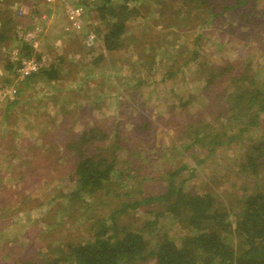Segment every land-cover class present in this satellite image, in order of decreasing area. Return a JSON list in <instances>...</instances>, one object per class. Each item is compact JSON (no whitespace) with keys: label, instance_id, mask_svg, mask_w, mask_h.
<instances>
[{"label":"rangeland","instance_id":"374dc122","mask_svg":"<svg viewBox=\"0 0 264 264\" xmlns=\"http://www.w3.org/2000/svg\"><path fill=\"white\" fill-rule=\"evenodd\" d=\"M6 1L0 0V6ZM77 1L14 0L7 5L17 21L15 28L40 24L34 47L45 53L46 64L61 53L69 62L59 81L50 83L43 76L23 80L7 69V61L14 58L11 51H24L23 43L12 38L0 48V261L5 264L21 251L22 237L34 238L40 230L45 239L39 250L49 253L52 245L86 238L96 224L109 222L108 212L126 199L101 202L97 197L95 201L71 195L75 190L71 166L60 147L68 137L77 138L85 121L107 123L112 135V126L122 120L118 153L147 169L145 179H134L131 189H121L134 199L161 193L165 172L178 166L183 169L176 180L184 191L210 189L226 201L264 182V156L258 159L256 173L244 167L247 150H253V143H264V106L258 109L259 98L250 109L235 105L241 94H264V0L233 1V9L220 11L207 22L202 11L200 20L184 16L194 4L181 10L176 0L134 2L135 14L126 20L123 45L110 52L104 50L101 27L89 5L82 29H66L64 3ZM19 3L25 6L22 18L13 16ZM88 31L98 37L91 46L86 43ZM243 65L246 74L239 77ZM218 68L228 74L215 77ZM10 82L15 86H8ZM252 111L258 125H246ZM236 113L243 116L236 118ZM197 125H204L198 128L201 139L192 144ZM212 140L222 144L210 151ZM156 204L122 213V223H141ZM101 217L103 221L93 223ZM160 223L163 230L167 225L173 228L167 217H160ZM159 234L155 228L145 231L151 242ZM37 239L39 234L33 241Z\"/></svg>","mask_w":264,"mask_h":264},{"label":"trees","instance_id":"16d2710c","mask_svg":"<svg viewBox=\"0 0 264 264\" xmlns=\"http://www.w3.org/2000/svg\"><path fill=\"white\" fill-rule=\"evenodd\" d=\"M13 1L8 0L0 6V48L2 43L15 38L23 43V49L26 51L17 53L16 57L7 61V69L16 71L18 76L17 71L22 64L20 57H33L39 68L22 78L23 80L38 76L47 78L50 83L61 80L68 64L66 62H69L67 54L61 53L53 62L46 64L45 53L41 49L32 46L28 41L18 39L15 30L17 21L12 20V14L7 10V5ZM138 1L140 0H83L84 4L93 9L98 27H101L99 33L101 31L105 52L118 50L123 45V36L127 30L126 20L135 14L131 4ZM176 1L177 8L181 10L183 6L194 4V9L184 16L200 20L201 15H198V12L202 11L207 15L204 19L207 22L220 11L233 9L231 2L239 4L248 0H217L216 6L214 0ZM217 6H220L219 12L214 10ZM15 10L14 8V17ZM180 20L182 21V18ZM244 65L239 70L241 75L237 76L245 77ZM221 74H228V70L221 68L214 76ZM7 85L14 84L10 82ZM244 96L246 97L242 99ZM263 97V91L262 94L260 91H249L237 97L235 105L238 109H250L259 98L262 106L258 109L263 108ZM14 101L15 99H12L10 103ZM76 110V115L82 117L77 106ZM69 112L71 111H66L65 114ZM241 116L243 115L236 113V118ZM191 117L194 118V115ZM248 118L246 125H258L256 111L250 112ZM83 123L77 130V138L68 137L60 147L66 152V160L71 166L70 182H73L75 187L71 195L73 198L87 196L95 201L99 198L101 202L106 198L119 199L126 196V199L118 200L120 207L108 212L109 222L96 224L95 228H92L94 224H89L92 229H89L86 238L81 236V239L74 241L66 239L61 244L52 245L49 253L43 254L39 250L40 243L45 239L40 238V230L34 233V238L39 234L36 242L32 237H22L23 242L19 243L21 251L15 252L14 257H9L6 264H264V182L259 186L254 185L252 190H242L244 192L226 201L210 189L203 193L184 191L182 183L176 180L183 169L178 166L165 172V189L161 193L156 196L142 195L134 199L129 191L122 193L121 189H131L129 184L134 179H145L147 169L140 162L133 164L118 153L117 145L123 142L118 130L122 120L118 119L114 123L112 135L108 132L107 123ZM133 125L135 126L134 123ZM203 126H195L197 130L192 144L201 139L198 136V128ZM220 144L222 142L217 144L212 140L209 144L210 151ZM251 147L253 150L248 149L246 152L247 164L245 161L244 167L251 168V171L256 173L260 164L258 159L264 156V143H253ZM142 169V174L137 175V171ZM152 202H157L155 209L146 211L148 214L141 219V223L131 222V226L122 223V213ZM160 217H167L176 231L168 225L167 230H163ZM101 218L95 219L93 223L103 221V217ZM149 228L160 231L152 242L145 237V231ZM29 239L32 241L28 244ZM0 264H5L4 259Z\"/></svg>","mask_w":264,"mask_h":264},{"label":"built area","instance_id":"2783aa9c","mask_svg":"<svg viewBox=\"0 0 264 264\" xmlns=\"http://www.w3.org/2000/svg\"><path fill=\"white\" fill-rule=\"evenodd\" d=\"M45 4L55 3L59 0H42ZM63 2V0H61ZM27 9H30L32 11L34 9L33 5L27 6ZM15 15L18 18H22L25 14V6L22 4H18L15 7ZM42 12V11H41ZM85 13V5L83 4V0H78L77 2L70 4V3H64V15L66 20V29H69V31H80L83 27V16ZM32 15V13L29 15V17ZM28 17V18H29ZM41 18H45V15L42 14ZM28 26V27H26ZM21 25L18 24L15 28L18 39H22L24 41H28L32 44V46L36 45V38L38 33L41 30V26L31 24V25ZM96 39V36L92 31H88L86 33V43L87 45L93 44L94 40ZM17 53L19 51L12 50L11 56L16 57ZM21 59V67L18 69L17 74L19 78H24L25 76H28L31 73H34L38 70L39 65L36 63L35 58L33 57H20ZM14 90V89H13Z\"/></svg>","mask_w":264,"mask_h":264},{"label":"clouds","instance_id":"9594fccd","mask_svg":"<svg viewBox=\"0 0 264 264\" xmlns=\"http://www.w3.org/2000/svg\"><path fill=\"white\" fill-rule=\"evenodd\" d=\"M19 4H21V3H19ZM84 4V3H83ZM85 6H86V4H84ZM35 7V6H34ZM35 9V8H34ZM93 33V32H92ZM96 36V35H95ZM98 39V37L96 36V39L94 40V41H96ZM100 40H101V38H100ZM93 44H94V42H93ZM93 44H91V45H93ZM91 45H89V46H91Z\"/></svg>","mask_w":264,"mask_h":264},{"label":"crops","instance_id":"0c3cea01","mask_svg":"<svg viewBox=\"0 0 264 264\" xmlns=\"http://www.w3.org/2000/svg\"><path fill=\"white\" fill-rule=\"evenodd\" d=\"M52 18V17H51Z\"/></svg>","mask_w":264,"mask_h":264}]
</instances>
